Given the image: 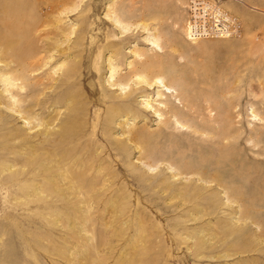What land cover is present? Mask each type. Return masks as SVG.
<instances>
[{
	"label": "rangeland",
	"instance_id": "rangeland-1",
	"mask_svg": "<svg viewBox=\"0 0 264 264\" xmlns=\"http://www.w3.org/2000/svg\"><path fill=\"white\" fill-rule=\"evenodd\" d=\"M219 2L192 42L187 0H0V264H264V0Z\"/></svg>",
	"mask_w": 264,
	"mask_h": 264
},
{
	"label": "built area",
	"instance_id": "built-area-1",
	"mask_svg": "<svg viewBox=\"0 0 264 264\" xmlns=\"http://www.w3.org/2000/svg\"><path fill=\"white\" fill-rule=\"evenodd\" d=\"M186 34L194 38H216L219 31L229 36L241 34V22L227 9L220 0H187Z\"/></svg>",
	"mask_w": 264,
	"mask_h": 264
},
{
	"label": "bare ground",
	"instance_id": "bare-ground-1",
	"mask_svg": "<svg viewBox=\"0 0 264 264\" xmlns=\"http://www.w3.org/2000/svg\"><path fill=\"white\" fill-rule=\"evenodd\" d=\"M120 13H117L114 17H111L110 16V18L111 19L113 18V21H115L117 23V25L119 24L121 26L122 20L125 21V19H124L125 17H124L123 14H120ZM122 15H123V17H122ZM127 24H128V22L126 23V25H122V29L123 28H128ZM122 31H120V32H122ZM185 32H186V28H185ZM132 34H134V33L132 32L130 34V33L126 32L125 35H124L125 38L124 39H121V40H125V39H128V38H131ZM217 35H218L217 37H229V33H226L224 31L223 32L222 31H219ZM186 36L192 42H195L196 40H199V39H207V38H209V37H205V38H194V39H192V38L188 37V34H186ZM146 40L148 41V45L151 47V49H154L155 51H158V52L159 51L162 52V47H161V44H160V41H159V37H157L155 35H150V36H148L146 38ZM49 47H50V45H49ZM136 60L134 62H131L129 64V65L132 64L131 65V68L129 69V73L131 71H137V68H136ZM112 64L113 63L110 61V63H109V69L113 73V72H115V70H114V67L112 66ZM119 74L121 75L122 73L119 72ZM133 74L137 76V79H138L137 83H138V86H139V88H135V89L136 90L139 89V91L142 90V91H144L145 94L149 93L150 89H155V87H158L156 89V92L158 93V95L161 98H165V97L167 98V96H169L170 94L177 93V88L176 87H174V86H172V85L164 82V80L161 79L160 76H158V75L157 76L156 75L150 76V75H146V74H142V73H138V72H134ZM64 75L66 76L65 72H64ZM119 77L120 78H123V76H119ZM70 83H72V82H70ZM116 84H117V82L116 83L115 82L113 83V85H116ZM119 84H120V82H119ZM126 96H123V98L122 99H119V101H120V103L123 104V106L125 108L129 109V108H131V105L129 103V100H127V97ZM175 105H176L175 103L169 102V103L165 104V106H164L165 108L164 109H161V108H155L154 109V113L157 114L160 117L162 116V114L165 115L166 113H168V114L171 113V114H169V116L167 118H166V115L167 114L165 115V117H164L165 119H164V122H163L164 127H162V129L164 131H166V128H168L167 131H169V128L171 127V122H173L174 125H179L180 124L181 125V129L182 128H185V130H189V128H188V126L186 124L181 123L180 120H179V118H176V117L173 116L172 113L174 112ZM147 107H149V105ZM158 111H161L162 114L161 113H158ZM252 116H253L254 119H258V120L260 119V117L258 115H256L255 113H252Z\"/></svg>",
	"mask_w": 264,
	"mask_h": 264
}]
</instances>
